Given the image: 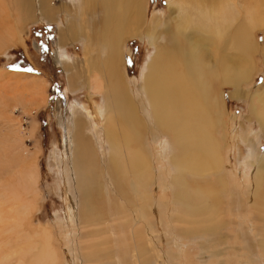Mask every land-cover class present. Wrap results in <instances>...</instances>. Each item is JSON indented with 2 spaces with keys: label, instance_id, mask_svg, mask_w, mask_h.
Instances as JSON below:
<instances>
[{
  "label": "bare ground",
  "instance_id": "1",
  "mask_svg": "<svg viewBox=\"0 0 264 264\" xmlns=\"http://www.w3.org/2000/svg\"><path fill=\"white\" fill-rule=\"evenodd\" d=\"M55 1L0 0V50L17 39L16 30H8L12 18L20 24L38 15L55 21L60 11H66L68 22H60L58 27L56 54L68 73V88L74 91L81 83L103 92L98 113L101 123H94L91 115L76 106L63 117L60 161L77 207L73 220L77 261L118 264L124 258V262H132V257L126 258L130 251L120 247L140 239L150 242L157 209L168 207V200H156L151 191V184L161 181L159 177L170 189L174 220L179 222L174 229L183 241L195 229L212 233L214 225L223 235L226 225L236 224L238 212L248 209L251 226L245 231L250 234L252 220L260 221L262 234L255 243L264 250V155L254 140L249 160L252 174L243 186L234 188L223 173L225 158L216 136L218 125L224 122V85L232 87V98H248L250 113L264 134V83L252 92L243 90L242 85L254 78L256 54L264 58V46L261 50L256 40V32L264 28V0H167L172 20L162 22L156 14L144 31L146 0ZM102 11H106L105 16ZM89 14L91 18L104 17L108 23L97 42L81 28L82 16ZM142 33L152 39L151 43L156 42V48L133 91L122 69V39ZM80 36L87 47L102 46L105 56L90 54L77 63L61 54V48ZM29 77L34 84L27 87L32 92L28 100L37 106L45 104L46 82ZM36 127L37 122H32V133ZM149 132L153 139L168 137L171 154L167 175L157 172ZM38 151H26L19 168L12 169L7 152L0 154V264L59 261L48 227H35L29 234L23 230L39 194ZM225 192H229V201ZM229 212L232 222L227 218ZM64 219L62 224L68 226L70 218ZM91 225L100 227L103 239L99 244L86 239L92 236L91 230H85Z\"/></svg>",
  "mask_w": 264,
  "mask_h": 264
},
{
  "label": "rangeland",
  "instance_id": "2",
  "mask_svg": "<svg viewBox=\"0 0 264 264\" xmlns=\"http://www.w3.org/2000/svg\"><path fill=\"white\" fill-rule=\"evenodd\" d=\"M55 2L57 4L70 3L69 0H56ZM6 5L7 10L11 11L12 8ZM145 5L146 21L143 31L148 29L149 22L151 24L154 21L156 14L161 17L162 22L172 20L167 0H146ZM101 15L105 16L106 11H102ZM68 17L66 11H60L55 21L44 20L38 15L22 24L16 21L15 17L8 22V30L10 28V31L16 30L17 39L15 43L7 44L0 50V154L4 155V151L7 152L12 169L19 168L26 151L39 150L37 159L39 177L36 182L39 194L34 210L24 220L23 230L29 234V231L33 232L35 227H48L47 229L51 232V245L59 258L56 264H81L74 254L76 240L74 241L73 220L77 216V207L68 189L63 170L64 165L60 161L63 157L62 139L64 122H66L63 117L71 106H76L91 115L94 123H101L102 120L98 118V113L99 108L103 106L104 95L103 92L82 86L81 83L74 91L68 88V73L57 60L56 54L58 27L60 22L66 24ZM97 18H91V14L83 15L82 20L84 21L81 26L86 30L87 36L96 42L102 40L99 35L108 24L105 23L104 17ZM92 20L96 23L94 24ZM83 36L78 37L72 43L68 42L64 48L60 49L61 54L68 56L71 62L79 63L87 55L99 56L104 52L102 46L99 45L87 47ZM124 36L125 38L122 39L125 44L123 45L122 69L131 89L135 91L140 84V75L144 65L155 52L156 42L151 43L152 39L147 38L144 33L137 36ZM256 40L262 50L264 28L256 32ZM66 56H63V60H67ZM262 57L261 53L256 54V71L254 75L252 74L254 78L251 79L252 81L242 82L243 90L249 89L252 92L257 85L264 83V58ZM29 76L46 82L45 93L47 92L48 100L45 104L37 106L28 100L32 92L27 87L34 84V79ZM231 91V86L224 85L222 91L225 107L224 122L218 125L216 136L225 158L223 173L235 188V186H243L252 174L253 169L249 160L254 140H256L258 152L264 155V134L260 130L258 120L250 113L248 98H232ZM35 101L37 103V100ZM34 121L37 122L38 127L32 133L30 128ZM149 133L148 144L154 153L157 172L159 176L162 173L167 175L170 165L167 160L171 154L168 137L153 139L152 133ZM2 171L4 172V169ZM13 176L10 180H13ZM159 179L161 181L151 184V191L156 200H168V207L165 209L167 212L157 209L156 213L159 215L155 214L152 236H149L150 242L147 239H140L138 242L131 241L122 244L119 250H129L126 258L132 257V262L126 263L122 257L123 260H118V264H264V250L255 243L262 234L259 228L260 221L252 220L253 230L250 234L246 232L249 231L246 230L248 226H251L250 210L239 211V219L234 215L239 222L234 219L235 225L233 223L226 225L222 230L223 235L219 234L221 229L214 225L212 233L195 229V232L191 233L190 237H184L183 241L181 234H177L174 229V225H179V222L174 220V204L170 202V189L162 185L161 177ZM225 195L228 196L226 197L229 201V192H225ZM64 218H70V226L62 224ZM227 218L233 221L230 212ZM85 230L92 231V236L86 239L96 241L97 244L102 241L103 236L99 235V226L91 225ZM219 237L223 238L218 239ZM125 244H131V246H124ZM18 245L24 246L25 244L19 242Z\"/></svg>",
  "mask_w": 264,
  "mask_h": 264
}]
</instances>
